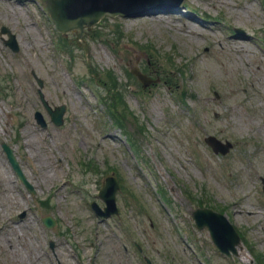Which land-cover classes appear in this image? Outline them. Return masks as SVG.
<instances>
[{"label": "rangeland", "instance_id": "1", "mask_svg": "<svg viewBox=\"0 0 264 264\" xmlns=\"http://www.w3.org/2000/svg\"><path fill=\"white\" fill-rule=\"evenodd\" d=\"M262 4L183 0L170 4L174 13L165 20L150 13L160 5L103 16L79 45L76 30L67 33L69 50L40 2L0 0V29L18 45L13 52L0 32V264H147L144 257L151 264H264ZM134 66L158 80L143 87L127 75ZM31 70L48 103L64 104L61 125L50 121ZM108 71L129 110L137 152L100 97L113 96L103 82ZM209 134L233 148L214 154L204 142ZM110 173L123 189L115 194L118 213L104 218L90 202L104 205L97 192ZM198 206L223 207L242 235L245 258L220 253L208 230L195 227L190 210ZM46 215L52 227L41 221ZM7 225L16 257L2 236Z\"/></svg>", "mask_w": 264, "mask_h": 264}, {"label": "water", "instance_id": "2", "mask_svg": "<svg viewBox=\"0 0 264 264\" xmlns=\"http://www.w3.org/2000/svg\"><path fill=\"white\" fill-rule=\"evenodd\" d=\"M45 3L44 9L47 10L52 19L55 22L56 28L62 33H66L68 30L78 28L79 36L83 32L85 26L90 27L95 22H97L103 15H115L122 14L124 16H129L134 14V7L141 4L156 2L159 0H41ZM175 2H180L181 0H173ZM3 31H5L3 29ZM9 40L6 43L16 51L18 49L15 36L8 33ZM139 79L146 86L149 84L150 79L143 74L139 73L137 70L134 71ZM37 83L41 87L43 81L36 76L32 71ZM40 98L43 105L51 116V120L59 125L62 123V115L64 112V106H56L54 109L48 105L47 101L44 99L41 89H38ZM36 120L45 127V121L43 120L41 113L39 111L35 112ZM213 148L215 152L226 153L230 144L227 142L222 144L220 141L214 137H207L205 139ZM5 151L7 152L8 158L13 164L14 168L26 184V186L33 191L32 186L25 180L18 168L17 162L12 154V150L3 144ZM264 183V179H262ZM117 188V182L115 178L107 176L101 185L99 190V195L103 198L106 203L104 210L102 211L95 203L93 207L95 211L103 216H108L111 213L117 212L115 206V190ZM264 189V184H263ZM192 216L194 217L198 228H202L204 225H208L211 230V235L214 243L222 250L229 254L228 250H235V244L239 243V238L237 233L233 229L232 225L228 220L222 215L211 212L208 209H195L192 211ZM46 225L51 226L52 220L49 217L44 218Z\"/></svg>", "mask_w": 264, "mask_h": 264}, {"label": "bare ground", "instance_id": "3", "mask_svg": "<svg viewBox=\"0 0 264 264\" xmlns=\"http://www.w3.org/2000/svg\"><path fill=\"white\" fill-rule=\"evenodd\" d=\"M219 2V1H218ZM211 3H213L212 1H211ZM220 3V2H219ZM221 4V3H220ZM163 9V10H162ZM174 13V10L171 8V6H169V5H161V6H157L154 10H152V11H150V13H152L153 15H154V19H156V20H165V19H167V17H169L170 16V13ZM160 14V15H159ZM162 15V16H161ZM164 15H166L167 17H165ZM185 25V24H184ZM203 27H206V26H203ZM207 28V27H206ZM185 31L186 32H191V30H190V28L189 27H186L185 28ZM244 38H246V37H244ZM49 171H46V173H45V175H47V176H50V178H51V176H53V174H55L56 172H54L52 169H48ZM1 228H4L3 226L1 227ZM5 228H6V230H1L2 231V236L6 239V241L8 242V250L9 251H11V255H13L14 257H16L17 255H19V251H18V248H17V245L15 246L12 242H11V240H10V231L13 229V227L12 226H9V225H7V226H5ZM241 253L240 254H242L244 257H245V255H244V249L243 248H240V249H238ZM243 257V258H244ZM16 259H18V258H16Z\"/></svg>", "mask_w": 264, "mask_h": 264}, {"label": "trees", "instance_id": "4", "mask_svg": "<svg viewBox=\"0 0 264 264\" xmlns=\"http://www.w3.org/2000/svg\"><path fill=\"white\" fill-rule=\"evenodd\" d=\"M121 99V97H119Z\"/></svg>", "mask_w": 264, "mask_h": 264}]
</instances>
